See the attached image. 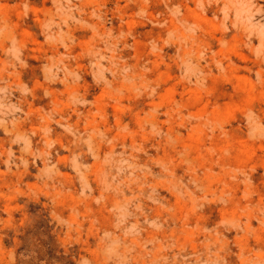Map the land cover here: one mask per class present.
I'll return each instance as SVG.
<instances>
[{"label": "rangeland", "instance_id": "rangeland-1", "mask_svg": "<svg viewBox=\"0 0 264 264\" xmlns=\"http://www.w3.org/2000/svg\"><path fill=\"white\" fill-rule=\"evenodd\" d=\"M0 264H264V0H0Z\"/></svg>", "mask_w": 264, "mask_h": 264}]
</instances>
